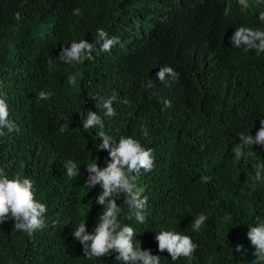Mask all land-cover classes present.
Returning <instances> with one entry per match:
<instances>
[{"label":"trees","instance_id":"obj_1","mask_svg":"<svg viewBox=\"0 0 264 264\" xmlns=\"http://www.w3.org/2000/svg\"><path fill=\"white\" fill-rule=\"evenodd\" d=\"M245 1L251 5L246 27L264 30L258 19L264 0ZM232 5L234 0H0V98L18 128L5 129L0 138V168L9 178L20 173L32 179L35 199L47 208V226L31 237L15 230L12 220L0 225V264H123L115 252L87 258L72 236L84 220L92 231L103 210L95 202L99 186L84 184L85 165L96 158L104 167L108 156L96 150L98 129L82 128L89 110L117 142L131 136L153 150V169L141 170L137 180L147 197L145 222L126 219L123 197L117 200L124 210L120 222L133 227L142 249L159 255L160 264H253L255 248L246 234L256 217L264 219V178L254 179L264 147L253 145V155L240 160L232 148L239 133L255 136L264 118V53L215 41V20L233 19ZM101 28L119 38L111 51L96 45L83 63L56 61L49 69L48 59L62 47L73 40L94 43ZM162 66L172 67L178 79L159 82ZM70 74H78L76 86L68 85ZM39 91L52 95L40 100ZM114 93L115 115L108 117L96 98ZM124 98L130 103H120ZM164 99L171 107L164 108ZM65 123L69 128L60 133ZM68 159L78 164V178L66 175ZM201 213L208 218L194 232L191 221ZM162 228L198 245L191 262L158 251L154 237Z\"/></svg>","mask_w":264,"mask_h":264},{"label":"clouds","instance_id":"obj_2","mask_svg":"<svg viewBox=\"0 0 264 264\" xmlns=\"http://www.w3.org/2000/svg\"><path fill=\"white\" fill-rule=\"evenodd\" d=\"M261 0H257L260 3ZM250 4L245 0H234L232 11L233 19L223 20L217 18L213 33L215 41L224 40L228 45L232 44L236 48L243 47L245 50H255L257 55L264 53V30L254 29L253 26L246 27L244 19H248ZM237 19V20H234ZM258 19L264 22V11L259 12ZM119 43V38L109 36L104 29H97L96 40L89 43L84 39L79 42L73 40L70 47H62L58 57L49 58L47 65L49 69L55 66L56 61L73 64L83 63L85 59L91 58V53L96 45H99L100 52H109ZM78 74H70L67 77L69 86L77 85ZM159 82L166 86L170 81L178 79L179 73L172 67L162 66L156 73ZM153 86L150 80L148 87ZM51 92L39 91L37 98L47 100L51 97ZM117 99L114 93L111 97H97V104L104 110V115L111 117L115 115L113 102ZM129 104L130 101L124 98L120 101ZM164 108L171 107V101L163 100ZM163 110V109H162ZM260 127L255 136L247 133H239V143H236L232 151L237 160L252 156L253 145L264 147V118H261ZM85 132L89 129H98L96 137L100 141L96 150H104L108 153L105 158L104 167L99 166L96 158L85 165L87 178L84 184L89 188L99 186L100 192L95 197V202L102 206V213L96 218V223L92 231L87 230L85 220L73 228L72 236L79 241L82 246L83 255L87 258L107 257L113 252L117 253L115 259L123 264H160V256L153 255L150 249H142L140 242L135 239L136 232L133 227L120 222V216L124 213L123 208L117 203L123 197V205L127 212L124 213L126 219H135L143 224L146 219L147 197L143 196V189L138 186L137 180L141 175V170L150 172L154 167L153 150L145 148L139 141L131 136H121L114 140L104 130V122L97 112L87 111L86 116L81 121ZM69 128V123L61 125L59 132L64 133ZM8 133L18 131L17 125L9 119V109L6 100L0 98V138ZM141 132L146 137L148 131L146 125H141ZM248 150V151H247ZM13 163L9 162V165ZM23 168V163L20 164ZM66 175L69 178H78L81 173L77 163L68 159L63 163ZM264 178V163L255 165V177L258 182ZM203 182H210V177H202ZM46 205L39 202L34 197V181L20 173L9 178L4 168H0V225L8 220L14 222L13 228L27 234L29 237L44 229L46 225L45 214ZM206 214H198L191 221L194 232H198L207 220ZM225 216V220H229ZM247 238L254 246L256 260L253 264H264V219L256 217L253 226H248ZM155 241L159 252H167L172 261L180 257L191 262L198 245L194 243L189 235H185L175 230L161 229L155 233ZM135 239V242H134ZM242 245L236 246V251L240 252Z\"/></svg>","mask_w":264,"mask_h":264}]
</instances>
